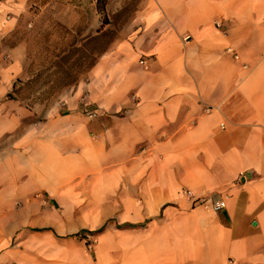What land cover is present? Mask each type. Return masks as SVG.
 <instances>
[{
    "label": "crops",
    "instance_id": "1",
    "mask_svg": "<svg viewBox=\"0 0 264 264\" xmlns=\"http://www.w3.org/2000/svg\"><path fill=\"white\" fill-rule=\"evenodd\" d=\"M23 28L45 56L0 48V264H264V0H0Z\"/></svg>",
    "mask_w": 264,
    "mask_h": 264
},
{
    "label": "rangeland",
    "instance_id": "2",
    "mask_svg": "<svg viewBox=\"0 0 264 264\" xmlns=\"http://www.w3.org/2000/svg\"><path fill=\"white\" fill-rule=\"evenodd\" d=\"M27 29H20L17 31H13L12 35L10 36L9 33L5 31H0V48L1 49H8L9 46L15 42H27L28 52L36 58V64L39 65L41 63V59L43 55V48L40 44L41 40V32L39 31L36 36H32L31 33ZM50 36L52 35L51 31H49ZM56 34L55 30H53V36ZM45 36V34H44ZM36 42V43H35ZM43 47H47L46 44Z\"/></svg>",
    "mask_w": 264,
    "mask_h": 264
},
{
    "label": "built area",
    "instance_id": "3",
    "mask_svg": "<svg viewBox=\"0 0 264 264\" xmlns=\"http://www.w3.org/2000/svg\"><path fill=\"white\" fill-rule=\"evenodd\" d=\"M215 25L219 28L222 27V21L220 20H215L214 21ZM85 113L90 116V117H96L98 115H101L103 112L99 111L98 109H95V108H91L87 103H85ZM213 209L218 211V210H221L222 208L225 207V201L224 200H218L216 202L213 203L212 205Z\"/></svg>",
    "mask_w": 264,
    "mask_h": 264
}]
</instances>
